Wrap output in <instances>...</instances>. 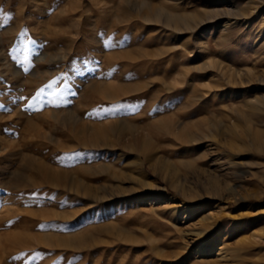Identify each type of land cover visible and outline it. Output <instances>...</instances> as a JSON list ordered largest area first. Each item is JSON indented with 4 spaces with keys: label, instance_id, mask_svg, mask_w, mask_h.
<instances>
[{
    "label": "rangeland",
    "instance_id": "1",
    "mask_svg": "<svg viewBox=\"0 0 264 264\" xmlns=\"http://www.w3.org/2000/svg\"><path fill=\"white\" fill-rule=\"evenodd\" d=\"M253 234L264 0H0V264H255Z\"/></svg>",
    "mask_w": 264,
    "mask_h": 264
},
{
    "label": "bare ground",
    "instance_id": "2",
    "mask_svg": "<svg viewBox=\"0 0 264 264\" xmlns=\"http://www.w3.org/2000/svg\"><path fill=\"white\" fill-rule=\"evenodd\" d=\"M236 15H238V14H236ZM157 16L158 17L162 16V13L158 12ZM262 99H263V97H258L257 101L263 102ZM215 112H217V111L215 110ZM251 113L253 114V112H251ZM252 114H250L249 116H246L244 118L252 119L253 118ZM251 238H253L255 240V242L258 244L257 253H256V255H254L257 258V260L255 261V264H264V236H261L260 234H253L251 236Z\"/></svg>",
    "mask_w": 264,
    "mask_h": 264
},
{
    "label": "snow or ice",
    "instance_id": "3",
    "mask_svg": "<svg viewBox=\"0 0 264 264\" xmlns=\"http://www.w3.org/2000/svg\"><path fill=\"white\" fill-rule=\"evenodd\" d=\"M104 46L105 47H110L111 45H110V43L108 41H105L104 42ZM41 91H43V89H41ZM69 264H71V262H69Z\"/></svg>",
    "mask_w": 264,
    "mask_h": 264
}]
</instances>
